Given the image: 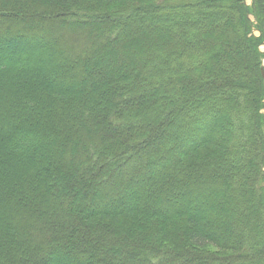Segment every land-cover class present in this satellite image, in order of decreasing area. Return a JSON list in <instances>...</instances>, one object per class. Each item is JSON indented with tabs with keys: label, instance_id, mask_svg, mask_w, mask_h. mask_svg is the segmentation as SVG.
Returning <instances> with one entry per match:
<instances>
[{
	"label": "trees",
	"instance_id": "16d2710c",
	"mask_svg": "<svg viewBox=\"0 0 264 264\" xmlns=\"http://www.w3.org/2000/svg\"><path fill=\"white\" fill-rule=\"evenodd\" d=\"M261 46L264 0H0V264H264Z\"/></svg>",
	"mask_w": 264,
	"mask_h": 264
},
{
	"label": "rangeland",
	"instance_id": "374dc122",
	"mask_svg": "<svg viewBox=\"0 0 264 264\" xmlns=\"http://www.w3.org/2000/svg\"><path fill=\"white\" fill-rule=\"evenodd\" d=\"M245 2H246V4H250V2H251V0H245ZM256 34H258V32L257 31H254ZM261 48H264V46H261ZM263 66H264V60H263ZM262 112H263V114H264V108L262 109ZM264 116V115H263ZM263 119H264V117H263ZM171 227H176V225L175 224H172V226Z\"/></svg>",
	"mask_w": 264,
	"mask_h": 264
},
{
	"label": "water",
	"instance_id": "95a60500",
	"mask_svg": "<svg viewBox=\"0 0 264 264\" xmlns=\"http://www.w3.org/2000/svg\"><path fill=\"white\" fill-rule=\"evenodd\" d=\"M261 72H262V73L264 72L263 69H261Z\"/></svg>",
	"mask_w": 264,
	"mask_h": 264
}]
</instances>
